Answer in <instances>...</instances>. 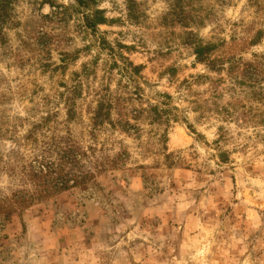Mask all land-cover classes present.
<instances>
[{
    "label": "rangeland",
    "instance_id": "rangeland-1",
    "mask_svg": "<svg viewBox=\"0 0 264 264\" xmlns=\"http://www.w3.org/2000/svg\"><path fill=\"white\" fill-rule=\"evenodd\" d=\"M90 3L0 0V199L86 176L0 214V264H264V0Z\"/></svg>",
    "mask_w": 264,
    "mask_h": 264
},
{
    "label": "trees",
    "instance_id": "trees-1",
    "mask_svg": "<svg viewBox=\"0 0 264 264\" xmlns=\"http://www.w3.org/2000/svg\"><path fill=\"white\" fill-rule=\"evenodd\" d=\"M79 6L87 8L90 6L92 0H75ZM95 20H90L87 17V26L94 28L97 24H104L106 22L105 17L100 10H96L93 13ZM211 46H197L195 48V55L197 60L202 62L207 58V55L211 51ZM137 70L136 67H134ZM61 156L58 162L53 163L50 161L42 162L34 159L32 162L22 168L23 172L15 173L14 177L18 178L17 183L28 188H20L16 190L12 197L8 199L3 197L0 199V214L6 218L12 212L16 210L25 209L31 206L36 201H42L48 198L50 195L67 190L69 187L68 182L71 180L72 186L79 185L86 180V176L81 174L80 178L74 175L72 172L61 175L63 169V159ZM66 160V159H65ZM77 156H72L68 164L76 163ZM68 161V159L66 160ZM62 169V170H61ZM1 217V216H0Z\"/></svg>",
    "mask_w": 264,
    "mask_h": 264
}]
</instances>
